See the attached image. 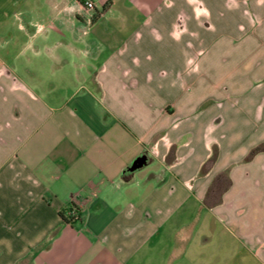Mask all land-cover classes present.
Wrapping results in <instances>:
<instances>
[{"label": "crops", "instance_id": "0c3cea01", "mask_svg": "<svg viewBox=\"0 0 264 264\" xmlns=\"http://www.w3.org/2000/svg\"><path fill=\"white\" fill-rule=\"evenodd\" d=\"M0 264H264V0H0Z\"/></svg>", "mask_w": 264, "mask_h": 264}, {"label": "water", "instance_id": "95a60500", "mask_svg": "<svg viewBox=\"0 0 264 264\" xmlns=\"http://www.w3.org/2000/svg\"><path fill=\"white\" fill-rule=\"evenodd\" d=\"M144 157H139L132 165H131V168L130 170L133 171V170H136L137 168H140L143 163H144Z\"/></svg>", "mask_w": 264, "mask_h": 264}, {"label": "built area", "instance_id": "2783aa9c", "mask_svg": "<svg viewBox=\"0 0 264 264\" xmlns=\"http://www.w3.org/2000/svg\"><path fill=\"white\" fill-rule=\"evenodd\" d=\"M84 6H85V8L86 9H88V10H91V9H93V4L91 3V2H86V3H84Z\"/></svg>", "mask_w": 264, "mask_h": 264}, {"label": "trees", "instance_id": "16d2710c", "mask_svg": "<svg viewBox=\"0 0 264 264\" xmlns=\"http://www.w3.org/2000/svg\"><path fill=\"white\" fill-rule=\"evenodd\" d=\"M62 219H63V221H64V222H66V223H69V222H71V218H70V219H69V218H68V219H66L65 217H62Z\"/></svg>", "mask_w": 264, "mask_h": 264}, {"label": "rangeland", "instance_id": "374dc122", "mask_svg": "<svg viewBox=\"0 0 264 264\" xmlns=\"http://www.w3.org/2000/svg\"><path fill=\"white\" fill-rule=\"evenodd\" d=\"M212 54L215 55V54H217V53H216V52H213ZM218 54H220V53H218ZM215 56H216V55H215ZM219 69H220V68H219Z\"/></svg>", "mask_w": 264, "mask_h": 264}]
</instances>
